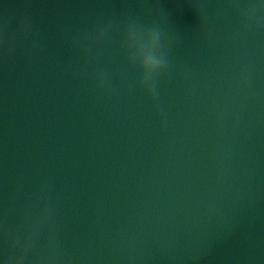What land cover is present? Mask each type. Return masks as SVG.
Instances as JSON below:
<instances>
[{
  "label": "water",
  "instance_id": "95a60500",
  "mask_svg": "<svg viewBox=\"0 0 264 264\" xmlns=\"http://www.w3.org/2000/svg\"><path fill=\"white\" fill-rule=\"evenodd\" d=\"M0 264H264V0H0Z\"/></svg>",
  "mask_w": 264,
  "mask_h": 264
},
{
  "label": "clouds",
  "instance_id": "9594fccd",
  "mask_svg": "<svg viewBox=\"0 0 264 264\" xmlns=\"http://www.w3.org/2000/svg\"><path fill=\"white\" fill-rule=\"evenodd\" d=\"M166 67V63L164 62V68Z\"/></svg>",
  "mask_w": 264,
  "mask_h": 264
}]
</instances>
